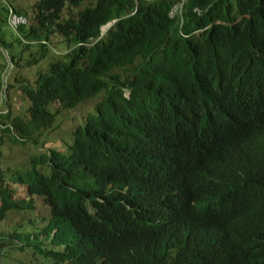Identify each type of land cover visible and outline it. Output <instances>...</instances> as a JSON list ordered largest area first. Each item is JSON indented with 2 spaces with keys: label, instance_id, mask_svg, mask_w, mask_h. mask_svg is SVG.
Returning <instances> with one entry per match:
<instances>
[{
  "label": "trees",
  "instance_id": "1",
  "mask_svg": "<svg viewBox=\"0 0 264 264\" xmlns=\"http://www.w3.org/2000/svg\"><path fill=\"white\" fill-rule=\"evenodd\" d=\"M21 1L0 0L3 72L26 49V67L58 53L55 38L66 52L21 83L27 116L0 74L1 132L43 150L61 111L102 99L66 152L9 177L0 140V226L51 210L43 228L0 232L2 263L18 249L48 264H264V0Z\"/></svg>",
  "mask_w": 264,
  "mask_h": 264
},
{
  "label": "rangeland",
  "instance_id": "2",
  "mask_svg": "<svg viewBox=\"0 0 264 264\" xmlns=\"http://www.w3.org/2000/svg\"><path fill=\"white\" fill-rule=\"evenodd\" d=\"M40 0H22L19 4L21 8L27 9L29 12H32L33 9L37 6ZM181 8V7H178ZM177 10V8L175 9ZM175 12V11H174ZM174 15V14H172ZM27 21L23 22L26 24ZM11 27L17 30L20 25L15 17L10 19ZM113 24L103 30V33L107 32L109 28H111ZM12 39H14L12 37ZM9 42V41H8ZM61 39L55 38L52 41V46L55 48L57 53L49 52L48 56L41 62H39L35 66L26 67L25 63L29 59H34V55L31 54L35 51L38 46H35L34 49H26L24 53V63L23 68L15 67L13 72L4 71V65L9 63L8 55L5 52H1L0 54V74L4 77V83L13 84V89L8 92V103L6 105L10 108L13 116L17 115H28V109L31 107V103L27 101L25 96H23L22 92L19 91V88L22 87L21 83L27 82L31 84L33 87H36L38 82L39 75L41 73H45L49 64L52 61H56L59 57H61L65 52V46H60ZM19 48V47H18ZM19 52V51H18ZM2 53H4V59ZM62 53V54H61ZM61 54V55H59ZM15 82V83H14ZM1 84V79H0ZM3 89L4 85L2 84ZM7 84L5 85L6 88ZM3 90L0 91V104L3 105L4 99H2ZM102 97L100 96L97 99L89 101L85 105H81L77 110L74 111H61L58 119L57 126L55 130H51L47 132L43 138H40L41 144L40 147L43 149H39L34 145H20L16 144L12 141V139L6 134L2 133L0 130V140L3 139L1 151H2V162L1 166L5 170L6 175L9 177V173L12 170L24 169L26 170L29 165V160L36 154H41L47 152L48 149H56L61 152H66L68 149V145L72 143L73 137L72 132L79 126L84 124L86 118L92 114L95 110L97 103L100 102ZM5 106H1L0 110L3 111ZM57 107H52V110L55 111ZM2 129V128H0ZM47 141V142H46ZM51 218V210L46 207L44 201H40L38 205V210L35 213H14L10 214L6 221L0 226V232L9 234L14 229H23L29 227L31 225V221L34 220L38 227L44 226V222H41L40 219L48 220ZM38 227L37 230H38ZM43 228V227H42ZM26 231V230H25ZM14 253V254H13ZM43 257H39L38 261L33 259L31 254H25L18 249H10L9 256L4 260L5 264H48L49 260H42ZM0 263H2V258L0 257Z\"/></svg>",
  "mask_w": 264,
  "mask_h": 264
},
{
  "label": "clouds",
  "instance_id": "3",
  "mask_svg": "<svg viewBox=\"0 0 264 264\" xmlns=\"http://www.w3.org/2000/svg\"><path fill=\"white\" fill-rule=\"evenodd\" d=\"M15 20H19V24H23V22H25L26 20L25 19H18L17 17H15ZM111 25V24H110ZM109 26V25H108ZM107 27V26H106ZM106 27H104L103 29H102V32H103V30L106 28ZM103 34H105V33H103ZM0 50L3 52V50H2V48H0ZM58 54V53H57ZM7 61V60H6ZM7 64L9 65L10 64V60H9V63L7 62ZM6 72V71H5ZM4 72V73H5ZM4 78V77H3ZM3 90V93H2V99H4V96H5V93H6V90H7V86H6V88H5V85H4V89H2ZM2 106V104H0V107ZM0 127L1 128H4L3 126H1L0 125Z\"/></svg>",
  "mask_w": 264,
  "mask_h": 264
},
{
  "label": "bare ground",
  "instance_id": "4",
  "mask_svg": "<svg viewBox=\"0 0 264 264\" xmlns=\"http://www.w3.org/2000/svg\"><path fill=\"white\" fill-rule=\"evenodd\" d=\"M105 30V29H104ZM247 199V198H246ZM247 203V202H246ZM249 204V203H248ZM249 208V207H248ZM249 210H251V209H249ZM249 213V212H248ZM254 214H256L255 213V211H254ZM255 223V222H254ZM257 223V222H256ZM260 224V223H259ZM36 227H37V225H36ZM44 246V245H43ZM50 250V249H49ZM14 254V253H13Z\"/></svg>",
  "mask_w": 264,
  "mask_h": 264
},
{
  "label": "built area",
  "instance_id": "5",
  "mask_svg": "<svg viewBox=\"0 0 264 264\" xmlns=\"http://www.w3.org/2000/svg\"><path fill=\"white\" fill-rule=\"evenodd\" d=\"M17 22H19V20H16Z\"/></svg>",
  "mask_w": 264,
  "mask_h": 264
},
{
  "label": "water",
  "instance_id": "6",
  "mask_svg": "<svg viewBox=\"0 0 264 264\" xmlns=\"http://www.w3.org/2000/svg\"><path fill=\"white\" fill-rule=\"evenodd\" d=\"M108 27V26H107ZM112 27V26H111ZM110 29V28H109Z\"/></svg>",
  "mask_w": 264,
  "mask_h": 264
}]
</instances>
